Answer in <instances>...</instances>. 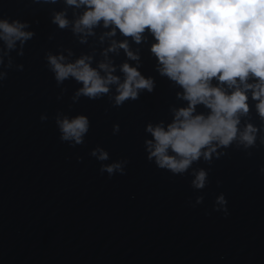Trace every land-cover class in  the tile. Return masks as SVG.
Masks as SVG:
<instances>
[{
    "label": "water",
    "instance_id": "95a60500",
    "mask_svg": "<svg viewBox=\"0 0 264 264\" xmlns=\"http://www.w3.org/2000/svg\"><path fill=\"white\" fill-rule=\"evenodd\" d=\"M64 10L70 23L60 28L53 16ZM83 10L65 0H0V18L27 22L34 33L10 51L0 40V264H264V118L252 91L238 127H257L254 144L237 138L182 174L160 169L148 159L146 128L173 121L189 103L178 95L184 89L160 73L149 29L140 42L119 29L106 36L103 21L93 34L77 33ZM113 41H127L139 59L119 47L105 56ZM50 54L66 63L90 56L93 67L110 61L121 82L127 62L154 88L119 105L116 84L95 98L77 96L82 82H58ZM209 112L198 104L194 115ZM79 114L90 121L83 143L62 140L57 118ZM97 148L109 158L93 156ZM115 162L123 172L101 171ZM200 169L208 183L196 189ZM221 194L227 216L215 208Z\"/></svg>",
    "mask_w": 264,
    "mask_h": 264
},
{
    "label": "clouds",
    "instance_id": "9594fccd",
    "mask_svg": "<svg viewBox=\"0 0 264 264\" xmlns=\"http://www.w3.org/2000/svg\"><path fill=\"white\" fill-rule=\"evenodd\" d=\"M55 2V0H52ZM69 6L83 8L74 23L77 33L93 34L96 26L111 30L106 36H115L117 29L125 36H133L136 42L149 29L156 42L151 51L158 57L162 75L178 83L184 89L183 99L189 103L175 110V116L166 127L163 122L149 123L146 131L153 139L146 141L148 159L155 158L160 169L182 174L194 161L204 157L210 160L220 146H229L239 138L246 146L255 143L257 127L251 123L241 131L240 114L250 110L248 91L257 100L256 108L264 118V0H65ZM53 22L60 28L70 21L66 10L58 11ZM27 22L19 19L0 18V40L6 50L15 49L19 41L23 45L34 33L26 30ZM104 37H101L103 39ZM124 48L131 59H139L129 48L127 41L115 42L105 49ZM22 49H21V53ZM65 56H48L58 82L69 77L82 82L77 96L95 98L108 93L110 85H117L115 102L122 104L128 98H137L139 90L152 91L154 79L141 74L137 66L125 62L121 71L125 74L121 82L115 75V66L102 61L92 66V57L81 56L74 62H65ZM0 64L3 57L0 56ZM104 70L105 74H101ZM250 78L253 82H249ZM213 79L219 81L212 83ZM227 87H224V84ZM228 89H232L229 91ZM203 104L210 112L195 114L196 106ZM46 119V117H42ZM61 139L75 144L83 143L89 131L87 115L57 118ZM118 129V126H117ZM92 155L100 161L109 158L101 148ZM123 172L121 162L105 164L101 171L109 174ZM208 183V172L200 169L192 181L196 189ZM198 197L196 203H201ZM227 199L221 194L216 199V210L228 215Z\"/></svg>",
    "mask_w": 264,
    "mask_h": 264
}]
</instances>
